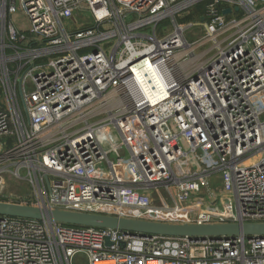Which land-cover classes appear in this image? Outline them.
<instances>
[{
  "label": "built area",
  "instance_id": "obj_1",
  "mask_svg": "<svg viewBox=\"0 0 264 264\" xmlns=\"http://www.w3.org/2000/svg\"><path fill=\"white\" fill-rule=\"evenodd\" d=\"M0 201L264 222V0H0ZM76 261L264 264V238L0 216V264Z\"/></svg>",
  "mask_w": 264,
  "mask_h": 264
},
{
  "label": "water",
  "instance_id": "obj_2",
  "mask_svg": "<svg viewBox=\"0 0 264 264\" xmlns=\"http://www.w3.org/2000/svg\"><path fill=\"white\" fill-rule=\"evenodd\" d=\"M229 9L224 10L228 13ZM203 19V17L201 18ZM0 216L50 220L68 225L92 226L120 230L132 235H159L191 240L223 238H264V222L168 223L144 219L85 213L59 208H46L9 201H0Z\"/></svg>",
  "mask_w": 264,
  "mask_h": 264
},
{
  "label": "rangeland",
  "instance_id": "obj_3",
  "mask_svg": "<svg viewBox=\"0 0 264 264\" xmlns=\"http://www.w3.org/2000/svg\"><path fill=\"white\" fill-rule=\"evenodd\" d=\"M201 11L197 9V6L195 7H192L189 9V11L185 12V18H181L179 17L178 20L182 23H186V22H189V21H197V17L199 15ZM16 22L19 26L21 27H26L27 26V23H26V19L25 17L23 16V14H19L17 17H16ZM198 23V22H197ZM164 24L166 26H172L171 24V20H166L164 21ZM194 32L196 33V35H201V32H202V29H201V26H199V24H196L195 25V29H194ZM192 38V37H190ZM6 192L8 193H13L14 195H16L17 197H24L25 195H28L29 192H30V187L27 185V184H22L21 186L19 187H15L14 184H11L9 186V188L6 190ZM75 264H80L76 261Z\"/></svg>",
  "mask_w": 264,
  "mask_h": 264
},
{
  "label": "trees",
  "instance_id": "obj_4",
  "mask_svg": "<svg viewBox=\"0 0 264 264\" xmlns=\"http://www.w3.org/2000/svg\"><path fill=\"white\" fill-rule=\"evenodd\" d=\"M197 9L200 10V11H202V10H203V6H202V4H201V5H198V6H197Z\"/></svg>",
  "mask_w": 264,
  "mask_h": 264
}]
</instances>
